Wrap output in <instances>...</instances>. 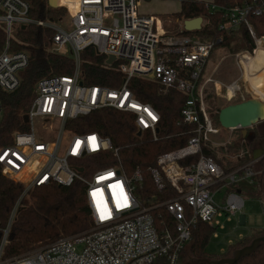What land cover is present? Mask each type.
Returning a JSON list of instances; mask_svg holds the SVG:
<instances>
[{
  "label": "built area",
  "instance_id": "built-area-1",
  "mask_svg": "<svg viewBox=\"0 0 264 264\" xmlns=\"http://www.w3.org/2000/svg\"><path fill=\"white\" fill-rule=\"evenodd\" d=\"M260 3L228 9L227 20L219 28L229 34L243 23L257 44L261 38L254 36L246 16L250 12L261 14L264 0ZM55 7L64 8L66 14L53 20L42 2L37 15L32 16L28 0H0V24L6 36L0 52L3 91L18 88L20 72L29 63L26 50H9V40L19 28L35 25L48 29V50L68 55L73 61L71 73L44 76L36 82L34 98L25 114L28 130L14 133L12 143L0 147L2 173L24 187L2 231L0 264H155L158 260L180 264V255L190 242L197 220L206 222L214 231L223 227L220 218L230 220L243 208L244 196L238 191H226L217 204L214 196L221 188L241 180L251 184L253 177L262 172L256 168L261 157L226 172L215 159L200 153L202 143L210 141L216 145L211 136L220 132L213 126L203 98L206 85L213 81V73L207 77L204 74L213 42L194 38L180 27L166 32L151 14L137 10V0H56ZM88 49L104 57L105 68L122 74L119 87L84 83L81 53ZM109 56L114 59L106 63ZM133 76L184 93L187 100L181 109L182 120L197 124L185 146L158 155L155 165L149 168L158 189L166 181L174 191L171 197L157 203L149 200L144 204L136 195L135 185L140 184L141 174L138 170L130 176L125 173L117 148L107 137L66 128L69 120L112 108L133 114L136 134L147 131L155 139L159 113L152 105L136 99L128 88L127 82ZM229 86L232 97L239 87L235 82ZM1 111L0 104V115ZM43 134H51L52 139H45ZM106 153L110 160L103 158ZM196 153L200 154L194 163H180ZM105 160L110 163L100 166ZM94 165L99 167L92 169ZM74 181L84 186L90 227L80 234L3 257L21 197L33 187L69 186ZM160 207L172 219V227L160 214L156 217L151 213Z\"/></svg>",
  "mask_w": 264,
  "mask_h": 264
},
{
  "label": "trees",
  "instance_id": "trees-1",
  "mask_svg": "<svg viewBox=\"0 0 264 264\" xmlns=\"http://www.w3.org/2000/svg\"><path fill=\"white\" fill-rule=\"evenodd\" d=\"M28 1L33 10L32 16L37 15L41 2L46 13L53 20L66 14V10L62 7L48 6L47 0ZM254 1H256L255 4ZM243 4L260 5L261 3L260 0H212L211 2L180 0L179 9L172 14V17L174 20H181L199 15L208 16L210 25L200 32L186 33L204 42H213L209 53V57H212L216 50L221 48L229 50L227 36L232 35L234 31L228 34L220 29L219 25L226 22L225 13L228 9ZM246 18L254 36L257 39L264 36V9L259 15L250 12ZM236 31L238 32H235L230 38L234 50H242L240 45V41H242L246 48L252 51L255 48V40L250 35L248 27L242 23ZM50 36L51 32L48 29H38L35 25H28L24 29L19 28L9 40V50H26L29 53V63L20 72V84L16 90L6 92L0 88L2 109L0 147L11 144L14 133L28 130L23 117L34 98L36 82L44 76L64 75L72 71L73 61L70 56L48 50L47 44ZM5 42L6 36L3 26L0 24V52L3 50ZM103 61L104 57L96 55L92 49L81 53V77L84 83L112 88L119 87L122 82V74L114 68H105ZM127 86L136 99L152 105L159 113L158 133L155 139L147 131L140 135L136 134L133 114L112 108H101L69 120L66 122V128L78 133L97 132L102 137H107L117 148L118 159L125 173L130 176L135 170L140 172L141 182L135 185L136 195H139L144 204H148L149 200L157 203L171 197L174 191L166 181L163 188L158 189L152 181L149 168L155 165L158 155L185 146L187 140L194 134L197 124L183 122L181 109L187 99L185 94L176 88L165 89L154 80L138 76L130 77ZM209 89V87H205L203 93L207 105L214 97V93ZM207 105L206 110L213 126L221 131L223 128L217 119L220 108H216L213 114L211 113L212 107ZM198 119L202 121L201 114L198 115ZM214 137L216 136H211V139L214 140ZM255 144L264 151V134L254 133L252 137L248 138L247 136L243 137L239 132L236 139L225 144L224 146L231 150L242 152V157H238L235 162H228L225 157L219 158L218 153L224 148L220 145H213L210 141L201 144L200 153L215 159L220 167L228 172L241 167L253 158ZM200 153L192 154L180 163H194ZM106 154L103 158L110 160V155ZM106 160L99 165H108L110 162L108 163ZM99 165H94L92 169ZM256 168L262 172L259 176L253 177L251 184L246 180H241L228 185L226 191H238L244 197L251 196L264 200V155L257 161ZM23 188L21 183L14 182L0 169V239L9 214L21 196ZM151 213L156 217L157 214H160L172 227V219L162 207L152 210ZM89 227V214L84 199V186L81 182L74 181L69 186L49 184L30 188L19 201L3 247V257L23 253L60 237L80 234ZM212 232L213 228L206 222L197 220L191 229L190 242L180 255V264H206L197 260L203 258L218 260L226 257L230 255L231 251L249 244L255 237L264 235V226L262 229L250 231L236 239L220 254H210L205 251ZM155 264H164V261L158 260ZM233 264H264V243Z\"/></svg>",
  "mask_w": 264,
  "mask_h": 264
},
{
  "label": "rangeland",
  "instance_id": "rangeland-1",
  "mask_svg": "<svg viewBox=\"0 0 264 264\" xmlns=\"http://www.w3.org/2000/svg\"><path fill=\"white\" fill-rule=\"evenodd\" d=\"M211 2L212 0H203ZM180 0H137V10L141 13L151 14L156 22L161 25L166 32H174L177 29V21L174 20L172 14L178 11ZM202 23V21H200ZM198 27L194 22L192 28ZM204 28V27H203ZM238 31H234L233 34ZM227 36L229 42V50L221 48L213 53L212 57L208 58L207 64L204 69L206 77L213 73L212 80L206 85L210 91L214 93V97L211 98V102L208 105L212 107L211 113H215L216 108H221L227 104L237 103L244 101L254 96L250 93L246 86V82L243 78L244 67H242L241 61L245 59L244 53L252 55L253 50L249 51L245 44L240 41L242 50H234L231 42V36ZM256 46V44H255ZM49 48V45L47 44ZM243 51V53H238ZM241 54V55H239ZM243 54V55H242ZM238 63V65H237ZM235 82L239 90L232 96L226 90V87L231 83ZM212 89V90H211ZM264 102V97H256ZM207 105V103H206ZM207 105V106H208ZM222 128V127H221ZM226 130V131H225ZM239 129H222L218 135H215L213 142L217 145L222 146L224 149L218 153L219 158L225 157L228 162H235L238 157H242L241 151H235L224 146L233 139H236ZM264 132V120L254 124L252 127L247 129L248 138L252 137L254 133L259 134ZM45 139H52L51 134H43ZM260 148L255 144L253 152L257 153ZM226 192L225 188L214 196V200L217 204H220L221 199ZM239 213L244 216L242 220H239ZM236 217H232L231 221L224 217L220 218L222 228L214 230L208 240L205 251L210 254H220L224 252L228 245L235 241L239 234L242 236L249 233V231L262 229L264 226V210L263 201L257 197L245 196L244 206L240 210ZM229 256V255H228ZM227 257V256H226Z\"/></svg>",
  "mask_w": 264,
  "mask_h": 264
},
{
  "label": "water",
  "instance_id": "water-1",
  "mask_svg": "<svg viewBox=\"0 0 264 264\" xmlns=\"http://www.w3.org/2000/svg\"><path fill=\"white\" fill-rule=\"evenodd\" d=\"M48 4L51 7H55L53 0H48ZM201 17H196L191 20H187L184 23V31H189L195 22L199 28ZM195 28V27H194ZM264 40V36L261 37ZM113 56H109L106 59V63L113 61ZM217 119L219 125L223 129H239L242 136L244 137L247 133V129L252 127L254 124L264 120V103L256 98H248L244 101L228 104L218 111ZM24 122H27V115L23 117ZM140 135V131L137 132ZM264 151L261 150V154L254 152L253 158L262 157ZM81 171V169L79 170ZM261 243H264V235L255 237L251 242L239 249L231 251L227 257L220 258L218 260L200 259L198 262H205L206 264H233L241 257L252 253Z\"/></svg>",
  "mask_w": 264,
  "mask_h": 264
},
{
  "label": "bare ground",
  "instance_id": "bare-ground-1",
  "mask_svg": "<svg viewBox=\"0 0 264 264\" xmlns=\"http://www.w3.org/2000/svg\"><path fill=\"white\" fill-rule=\"evenodd\" d=\"M54 2L56 3V0H53ZM238 53H243V51ZM243 57L245 58L241 61L242 67H244L243 78L248 90L254 98L264 97V40L257 42L251 56L244 53ZM228 93L232 95L231 86L228 87Z\"/></svg>",
  "mask_w": 264,
  "mask_h": 264
},
{
  "label": "crops",
  "instance_id": "crops-1",
  "mask_svg": "<svg viewBox=\"0 0 264 264\" xmlns=\"http://www.w3.org/2000/svg\"><path fill=\"white\" fill-rule=\"evenodd\" d=\"M196 17H201V21H202V23H200V27L199 28H191L189 31H185V32H187V33H196V32H200V31H202L206 26H208V25H210V19H209V17L208 16H206V15H199V16H196ZM196 17H191V18H183V19H181V20H178L177 21V26L178 27H180V28H182V29H184V23H185V21H187V20H191V19H194V18H196ZM177 27V28H178ZM204 27V28H203ZM259 153V152H258ZM257 153V154H258ZM261 154V153H260ZM239 213V212H238ZM237 213V214H238ZM243 214L242 213H239V220L241 219L242 220V218H243ZM233 217H236V216H233ZM230 221H231V219H230ZM250 232V231H249ZM242 237V234H239V236L237 237V239L238 238H241ZM232 243V242H231ZM230 243V244H231Z\"/></svg>",
  "mask_w": 264,
  "mask_h": 264
},
{
  "label": "flooded vegetation",
  "instance_id": "flooded-vegetation-1",
  "mask_svg": "<svg viewBox=\"0 0 264 264\" xmlns=\"http://www.w3.org/2000/svg\"><path fill=\"white\" fill-rule=\"evenodd\" d=\"M262 134H264V132H263ZM258 152H259V154H260L261 150H259Z\"/></svg>",
  "mask_w": 264,
  "mask_h": 264
},
{
  "label": "snow or ice",
  "instance_id": "snow-or-ice-1",
  "mask_svg": "<svg viewBox=\"0 0 264 264\" xmlns=\"http://www.w3.org/2000/svg\"><path fill=\"white\" fill-rule=\"evenodd\" d=\"M95 195V194H94Z\"/></svg>",
  "mask_w": 264,
  "mask_h": 264
}]
</instances>
